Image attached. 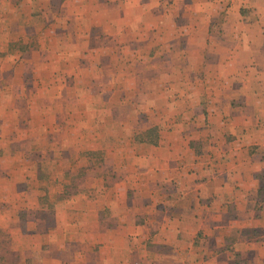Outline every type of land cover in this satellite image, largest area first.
Returning a JSON list of instances; mask_svg holds the SVG:
<instances>
[{
  "label": "rangeland",
  "instance_id": "1",
  "mask_svg": "<svg viewBox=\"0 0 264 264\" xmlns=\"http://www.w3.org/2000/svg\"><path fill=\"white\" fill-rule=\"evenodd\" d=\"M146 1L0 0V264H40L51 255L66 264L72 252L52 251L44 238L54 204L95 194L103 200L100 225L121 230L122 249L106 264L209 259L204 249L212 248L213 237L199 231L181 247L180 235L157 234V227L175 225L154 210L170 202L143 212L133 182L139 172L152 181L155 167L142 162L138 170L133 161L150 148H181V137L200 162L213 158L206 149L226 128L214 129L208 109L217 91L229 88L221 93L233 96L241 111L238 89L246 79L218 75L228 67L223 57L234 55L235 67H244L245 58L264 53V23H237L235 12L229 14L234 23H223L219 12L210 23H192L188 18L197 13L179 11L178 0H148L166 9L156 23L139 8ZM239 232L245 230L235 227L222 237L217 262L246 263ZM88 255L77 263H103Z\"/></svg>",
  "mask_w": 264,
  "mask_h": 264
},
{
  "label": "crops",
  "instance_id": "2",
  "mask_svg": "<svg viewBox=\"0 0 264 264\" xmlns=\"http://www.w3.org/2000/svg\"><path fill=\"white\" fill-rule=\"evenodd\" d=\"M177 4L179 11L197 13L188 18L192 23H210L215 12L223 14V23H234L230 22V13L236 15L237 23H264V0H178ZM139 8L147 16L155 17L156 23L166 16L164 5L148 2L145 8ZM153 12L157 15L154 16ZM235 59L234 55H225L223 66L228 67H223L218 75L237 74L246 78L242 79V89H238L241 111H235L238 105L233 104V96L224 98L226 94L221 93L229 92V88L217 91L208 116L215 130L220 126L226 129H219L223 133L216 131L211 146L206 149L210 152L209 157L213 158L200 162L198 151L188 147V142L183 143L184 137H181V148L165 145L150 148L147 154L137 156L133 161L138 170H141L142 162L145 166L155 167L153 179L149 182L145 176L140 177L143 172H139L140 176H136L137 170L134 173L139 182H133V188H136L133 197L140 196L139 205L143 212H151V206L158 202L163 205L170 202L164 209L153 207L163 220L175 222L174 227L168 225L171 222L157 227L160 229L158 235H180L182 239L177 240L178 244L184 241L191 243L199 231L213 237V242H210L212 248L204 249L209 259L202 264H224L216 261V251L221 250L222 237L229 235L235 227L245 230L237 235L241 237L237 249L247 256L245 264H264V195L261 194L264 191V183L261 182L264 181V53L245 58L244 67H235ZM184 153L187 159L182 157ZM191 162L199 165L197 167L193 163V172L189 167ZM102 182L100 179L98 186L96 183L89 186H97L99 191ZM58 203L54 204V224L50 226V233L44 235L49 239L51 250L71 251L73 257L66 264H79L82 254L87 258L88 254H93L102 264L114 262L117 252L122 249L121 230L100 225L97 208L103 205V200L95 194L90 198L84 195L72 197L63 205ZM172 205H178V210L170 209ZM69 210L76 211L71 214ZM229 212L233 215L229 216ZM149 219L146 216L145 223ZM67 227H72L75 232L69 233ZM144 232L143 228H138L137 234L140 236ZM146 234L150 236L151 232ZM180 246L186 247L184 243ZM40 264L65 262L61 257L51 255L43 258Z\"/></svg>",
  "mask_w": 264,
  "mask_h": 264
},
{
  "label": "trees",
  "instance_id": "3",
  "mask_svg": "<svg viewBox=\"0 0 264 264\" xmlns=\"http://www.w3.org/2000/svg\"><path fill=\"white\" fill-rule=\"evenodd\" d=\"M151 143H156L155 141H150Z\"/></svg>",
  "mask_w": 264,
  "mask_h": 264
}]
</instances>
